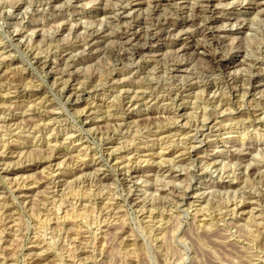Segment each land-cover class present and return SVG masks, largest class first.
Segmentation results:
<instances>
[{
  "label": "rangeland",
  "instance_id": "obj_1",
  "mask_svg": "<svg viewBox=\"0 0 264 264\" xmlns=\"http://www.w3.org/2000/svg\"><path fill=\"white\" fill-rule=\"evenodd\" d=\"M205 6L0 0V264H264V0Z\"/></svg>",
  "mask_w": 264,
  "mask_h": 264
},
{
  "label": "bare ground",
  "instance_id": "obj_2",
  "mask_svg": "<svg viewBox=\"0 0 264 264\" xmlns=\"http://www.w3.org/2000/svg\"><path fill=\"white\" fill-rule=\"evenodd\" d=\"M212 1L213 0H204V3L206 4V6L205 7H207V8H209L210 6H211V4H212ZM259 7H261L260 5H258ZM256 7H257V5H256ZM259 7H257V8H259ZM207 14H208V16H205V18L207 19L206 21H209V22H207L205 25H206V28L208 29V30H210V31H214L216 28H218V23H219V20H222L221 18H232V17H234V14H231V13H229V14H221V15H219V13L212 7V10L211 9H209V11H208V9H207V12H206ZM259 14H262V17L264 16V10H262ZM196 16V15H195ZM198 21V16H197V18L196 19H192L191 20V23H196ZM238 20H237V24H238ZM246 22V21H245ZM245 22H242V23H240L239 25L242 27V30H244L245 29V27L247 26V24L245 23ZM168 23V22H167ZM198 23V22H197ZM163 24V23H162ZM165 24V23H164ZM169 24V23H168ZM248 27H249V25H248ZM164 32H166V34L168 35V36H170V35H173V34H175V33H178L179 32V27H173L172 29L170 28V27H166L165 26V30H164ZM214 33V32H213ZM212 33V40H216L215 39V36H214V34ZM156 37H155V35H152L151 36V38H150V42L152 43V41H154V40H156L155 39ZM219 39H220V36L218 37ZM190 39L191 38H188V42H187V45H191V41H190ZM224 39V38H223ZM211 40V39H210ZM137 41V40H136ZM140 42V41H139ZM138 42V43H139ZM195 42V41H194ZM212 42V41H211ZM148 43V42H147ZM222 43V41L220 40V43L218 42V44H221ZM133 47H134V45H133ZM151 49H150V47H147L146 45L145 46H139V45H137V46H135V48L133 49V56H136V55H142V54H145L146 52H149ZM235 50V49H234ZM239 50V49H238ZM127 52V51H126ZM237 53H241L240 51H238ZM228 57H229V55H228ZM253 59V58H252ZM214 60H215V63H216V65L219 67V68H222V67H226V65H230V64H232L231 62H230V59L229 60H227V58L225 57L224 59H217V58H214ZM257 62V61H256ZM230 63V64H229ZM238 63V62H237ZM240 63V62H239ZM149 65V64H148ZM170 65V64H169ZM256 65H260V63L259 62H257V64ZM168 66V65H167ZM230 66H232V65H230ZM247 66V65H246ZM241 67V66H240ZM255 67V66H254ZM242 68V67H241ZM237 69V68H236ZM244 69V68H243ZM165 71V70H164ZM172 71H178L177 70V68L176 67H173L172 68ZM179 72V71H178ZM247 72V71H246ZM246 72H245V75H246ZM158 73V72H157ZM237 73V72H236ZM166 75V74H165ZM248 76H249V74H248ZM232 77V75H230L229 76V78H228V84H230L231 83V81H234L235 80V78H231ZM243 77V76H242ZM246 77V76H245ZM158 78V77H157ZM260 78V79H259ZM259 78H257L258 79V81H263L262 80V77H259ZM252 79V81H253V79H256V76L255 77H252L251 78ZM248 81V80H247ZM246 81V82H247ZM259 84V83H258ZM255 86V85H254ZM237 87V86H236ZM253 87V86H252ZM242 88V87H241ZM243 88H245V87H243ZM249 89V88H248ZM203 128V127H202ZM193 150V149H192ZM241 150V149H240ZM249 150V149H248ZM252 153H253V151H252ZM252 155V154H251ZM249 156H250V154H249ZM248 156V157H249ZM191 157H193V156H191ZM255 157V156H254ZM195 158V157H194ZM250 158V157H249ZM244 159V158H243ZM246 160V159H245ZM200 164H202V163H200ZM228 164H229V162H228ZM218 165V164H217ZM213 166H214V168H216V170H217V167H216V162H214L213 163ZM191 167V166H190ZM211 167V166H210ZM219 168V167H218ZM245 169V168H244ZM196 170H198V172L200 171L199 170V167H197L196 168ZM243 170V169H242ZM246 170V172L248 171V168L247 169H245ZM133 171V170H132ZM193 171V170H192ZM256 171H258V168H252V169H250V171H249V173L250 174H255V172ZM195 172V171H194ZM264 172V171H263ZM222 173V172H221ZM244 173H245V171H244ZM244 177V176H243ZM216 185V184H215ZM212 187V186H211ZM215 187V186H214ZM216 188H218V189H229V188H232V183H230V182H228V183H223V184H218L217 185V187ZM212 189V188H211ZM216 190V189H215ZM218 194V193H217ZM187 195V194H186ZM203 195V194H202ZM205 195V194H204ZM219 195H220V193H219ZM188 197H189V195H188ZM210 198V197H209ZM214 199V198H213ZM207 203H208V201H207Z\"/></svg>",
  "mask_w": 264,
  "mask_h": 264
}]
</instances>
